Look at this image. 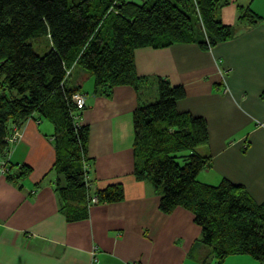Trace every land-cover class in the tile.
Here are the masks:
<instances>
[{
	"label": "trees",
	"instance_id": "trees-1",
	"mask_svg": "<svg viewBox=\"0 0 264 264\" xmlns=\"http://www.w3.org/2000/svg\"><path fill=\"white\" fill-rule=\"evenodd\" d=\"M233 1L0 0V153L9 150L7 138L15 126L47 120L55 127L56 152L49 174L56 177L67 220L87 219L93 198L97 205L121 201V184L91 191L90 127L80 122L85 107L78 109L73 101L83 94L82 85H67L74 69L94 77L96 95L109 97L120 85L140 91L149 80L137 73V50L181 43L211 50L229 41L234 29L217 12ZM239 11L241 22L262 20L249 6ZM39 34L51 44L43 55L30 42ZM156 84L158 99L139 97L134 113L136 179L150 181L161 193L162 213L181 207L194 215L216 264L239 255L264 264V201L257 203L243 185L228 179L215 185L198 180L212 162L200 152L209 143L207 120L177 110L186 97L184 87L165 77H157ZM32 171L22 165L13 174L9 163L6 174L18 182Z\"/></svg>",
	"mask_w": 264,
	"mask_h": 264
},
{
	"label": "crops",
	"instance_id": "crops-1",
	"mask_svg": "<svg viewBox=\"0 0 264 264\" xmlns=\"http://www.w3.org/2000/svg\"><path fill=\"white\" fill-rule=\"evenodd\" d=\"M242 6L262 20L241 22ZM230 8L221 20L234 36L211 50L197 43L137 50V73L149 80L140 91L120 85L109 97L96 95L94 77L74 69L71 87L82 85L86 97L80 122L90 127L91 191L121 184V201L92 204L87 219L69 222L60 210L56 177L49 174L56 160L54 125L30 119L20 128L10 167L13 174L22 165L33 171L18 182L0 175V264H216L194 215L181 207L162 213L161 193L150 181L136 179L134 113L139 97L158 99L157 77L184 87L177 110L208 123L209 143L200 152L212 162L198 180L215 185L228 179L257 203L264 201V0ZM222 264L261 263L239 255Z\"/></svg>",
	"mask_w": 264,
	"mask_h": 264
},
{
	"label": "built area",
	"instance_id": "built-area-1",
	"mask_svg": "<svg viewBox=\"0 0 264 264\" xmlns=\"http://www.w3.org/2000/svg\"><path fill=\"white\" fill-rule=\"evenodd\" d=\"M71 71H67L66 78L70 75ZM73 101L78 109H83L86 107V97L83 94H76L73 96ZM77 126H79L77 124ZM22 137L20 128L14 127L11 135L7 138L10 144L9 150L7 152L0 153V175H6L9 167V156L11 153V147L13 144L17 143ZM98 202L97 198H93V204ZM137 264V263H134Z\"/></svg>",
	"mask_w": 264,
	"mask_h": 264
},
{
	"label": "rangeland",
	"instance_id": "rangeland-1",
	"mask_svg": "<svg viewBox=\"0 0 264 264\" xmlns=\"http://www.w3.org/2000/svg\"><path fill=\"white\" fill-rule=\"evenodd\" d=\"M245 0H234V2L233 3H231L230 5H228V6H225V7H223V8H221L220 10H218V12H217V17L219 18V19H221V18H223L224 19V17L222 16V14H223V12H225L226 11V9L227 8H230V7H236L237 5H240V4H242V2H244ZM230 9H234L235 10V8H230ZM225 14V13H224ZM225 16V15H224ZM195 20H196V18H195ZM230 22H232V21H230ZM30 42L34 45V49H35V51L38 53V54H40V55H43V54H45V53H47L49 50H50V47H51V44H50V41H49V38L46 36V34H39L37 37H34L33 39H31L30 40ZM76 73L72 76V77H70V79L68 80V82H67V85L68 86H71L72 85V83H73V81H74V79L76 78ZM150 85V84H149ZM148 89V92H149V97L151 96V89H152V87H151V85L149 86V88H147ZM147 98V97H146ZM151 98V97H150ZM208 247V246H207ZM209 248V247H208ZM210 249V248H209Z\"/></svg>",
	"mask_w": 264,
	"mask_h": 264
}]
</instances>
